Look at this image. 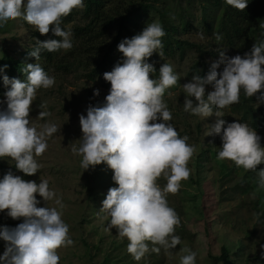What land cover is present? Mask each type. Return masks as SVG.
Instances as JSON below:
<instances>
[{"label":"clouds","instance_id":"1","mask_svg":"<svg viewBox=\"0 0 264 264\" xmlns=\"http://www.w3.org/2000/svg\"><path fill=\"white\" fill-rule=\"evenodd\" d=\"M225 2L239 10L249 4V0ZM84 7L85 0H0V27L22 18L42 35L51 31L59 37L37 39L29 53L36 62L26 63L23 68L27 73L25 81L10 78L6 73L8 65L0 68L5 87L10 85L5 99H0V158L10 157L16 169L26 175L40 171L43 165L37 157L47 151L49 138L60 130L51 121L38 126L30 117L37 91L51 88L56 82L55 76L37 61L42 51H68L74 47L73 33L62 23L73 9ZM165 35L163 24L153 21L119 43L122 63L103 74L111 82L106 102L103 106L90 104L87 115L81 113L83 135L80 144L72 146V152L82 156L84 170L105 162L114 170L113 180L118 187L108 190L101 210L111 217L109 229L115 227L121 238H127V250L136 261L150 251H168L182 243L176 235L181 218L170 206L168 196L178 193L182 181L190 178L188 164L196 152V146L188 143L190 138L181 136L172 123L173 113L164 99L165 92L180 81V74L173 65L164 63L159 75L150 77L157 68L149 58L157 52L163 56ZM214 35L217 41L223 39L219 33ZM200 38H205L203 33ZM217 51L219 59L211 62L206 76L196 74L183 84L184 111L205 118L215 114L217 119L206 136H220L222 146L217 158L257 172L259 185L264 187V168L258 169L264 163L262 137L247 122L223 119L221 111L239 103L241 90L264 104V32L243 55L230 57L225 49ZM222 64L225 66L221 72L218 69ZM208 85L213 88L210 92H206ZM99 94L100 90L95 89L94 95ZM39 115L50 113L41 111ZM161 177L167 181L163 186L159 183ZM37 193L45 206H38L41 200ZM53 200L56 206H50ZM63 208L62 197L58 198L50 188L49 180L41 178L37 183L11 170L0 176V213L8 210L7 216L23 218L15 227L0 225V240L6 242L0 264H59L58 249L74 244L70 226L63 219ZM182 251L186 254L181 264H197L196 251L188 247Z\"/></svg>","mask_w":264,"mask_h":264},{"label":"rangeland","instance_id":"2","mask_svg":"<svg viewBox=\"0 0 264 264\" xmlns=\"http://www.w3.org/2000/svg\"><path fill=\"white\" fill-rule=\"evenodd\" d=\"M189 2L195 28L182 31L181 36L192 42H200L204 40L200 34L206 33L203 29V6L201 0ZM184 4L189 6L188 2ZM210 12L212 15L216 13L211 9ZM154 21H158V17H154ZM76 23L82 24L81 20H76ZM35 32V27L22 18L9 20L0 27V59L4 53L19 58L20 52L32 48L36 40ZM262 32L264 28L258 27L253 34L260 39ZM116 35L117 30L113 29L93 52L88 53V47L84 46L89 56L86 69H50L49 74L55 76V85L37 91V99L30 112L32 121L38 126L51 121L60 127L49 138L47 151L37 157L43 167L34 175H26L16 169L15 161L10 157L0 158V176L11 170L37 183L41 178L47 179L57 197H62L63 219L70 226L69 235L74 244L58 249L61 257L59 264H181V257L186 254L182 251L185 247L198 253L197 264H239L242 251L246 250L248 254L251 250L248 247L252 245L249 236L257 224L255 204L258 201L259 206L264 208V187L259 185L257 172L237 167L231 160L217 158L222 140L219 135L206 136L211 124L217 119L215 114L205 118L184 111L186 93H183V84L192 79L188 75L193 63L194 52L191 49H187L183 55L177 53L173 57L157 59L159 68L168 63L180 74V81L165 92L164 99L173 113L172 123L180 135H187L190 138L188 143L196 146V152L188 164L190 178L182 181L178 193L168 196L170 206L175 208L181 218L176 235L181 237L182 243L168 251L163 248L159 253L150 251L140 261H136L127 250V238H121L115 227L109 229L111 217L101 208L108 190L118 187L113 180L114 170L106 162L96 165L94 169L84 170L81 166L82 156L74 154L72 146H78L83 135L81 113L87 115L90 104L103 106L110 92L111 82L102 76L92 79L87 74L97 66ZM123 58L122 52L116 53L114 67L118 62L122 63ZM95 89L100 90L99 96L94 95ZM212 90L211 85L206 86V92ZM41 111L49 112L50 115L41 117ZM221 111L224 114L222 118L228 122L242 121L241 116L230 107ZM257 132L264 145V131ZM210 150L216 152V156ZM259 168H264V163ZM159 183L163 186L167 181L161 177ZM37 198L41 200L38 206L46 205L38 193ZM49 204L56 206L55 200ZM7 211L0 213V225L15 227L23 222V218L16 220L7 216ZM5 243L0 240V255L5 251ZM152 246L149 243V247ZM224 246L230 249V262H225L221 257Z\"/></svg>","mask_w":264,"mask_h":264},{"label":"trees","instance_id":"3","mask_svg":"<svg viewBox=\"0 0 264 264\" xmlns=\"http://www.w3.org/2000/svg\"><path fill=\"white\" fill-rule=\"evenodd\" d=\"M190 0H85L84 8L73 9L70 15L63 19L62 27L70 28L73 36L74 47L68 51L61 49L57 52L42 51L40 63L46 71L54 67L60 71L83 69L89 63L87 52H93L100 42L107 37L113 29L117 30L113 42L108 45L103 57L96 64L88 77L95 79L96 76L104 77V73L114 68L115 54L119 43L126 37L130 38L140 33L147 25L158 17L165 28L166 35L163 41V56L154 53L149 62H155L159 68L157 59L159 57H173L177 53L185 54L187 49L193 50L192 65L188 75L193 77L196 74L206 76L210 70L211 62L219 59L217 49H225L228 56L237 54L243 55L251 50L253 44L258 39L253 32L256 28L264 25V0H249L246 9L239 10L228 5L225 0H201L203 6V29L205 30L204 40L192 42L183 39L182 31L194 29L190 8ZM188 2L189 6H185ZM216 11L212 15V11ZM81 20L82 24L76 23ZM215 33L223 36L221 41H217ZM36 40L32 48L20 52V57L4 53L0 59V68L8 65L7 75L12 78H19L22 81L27 79V73L23 71L26 63H35L36 58L30 56V51L36 47L37 39L46 40L54 37L51 31L42 35L38 30L35 32ZM87 46V52L84 46ZM157 68V73L159 69ZM221 65L218 71H223ZM155 74H150L154 78ZM10 88L3 83V73H0V99L5 98V93ZM233 111L241 116L242 122H247L257 131H264V104H259L255 96L248 97L241 90L239 103L230 106ZM213 156L216 152L210 150ZM250 183V182H249ZM247 185V184H246ZM250 189V188H249ZM248 190V189H247ZM257 224L250 233L252 239L250 252L242 251L239 264H264V208L255 204ZM261 225V228L259 226ZM259 229V231H258ZM222 258L225 262H230V249L223 247Z\"/></svg>","mask_w":264,"mask_h":264}]
</instances>
